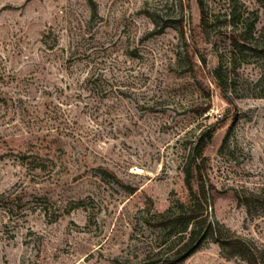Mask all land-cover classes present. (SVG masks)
<instances>
[{
	"label": "rangeland",
	"instance_id": "rangeland-1",
	"mask_svg": "<svg viewBox=\"0 0 264 264\" xmlns=\"http://www.w3.org/2000/svg\"><path fill=\"white\" fill-rule=\"evenodd\" d=\"M200 1L203 29L197 0H0V264H137L215 122L211 220L264 246L234 198L264 190V0ZM179 264L245 263L208 242Z\"/></svg>",
	"mask_w": 264,
	"mask_h": 264
},
{
	"label": "trees",
	"instance_id": "trees-1",
	"mask_svg": "<svg viewBox=\"0 0 264 264\" xmlns=\"http://www.w3.org/2000/svg\"><path fill=\"white\" fill-rule=\"evenodd\" d=\"M197 7L200 12L199 28L203 29L205 20L200 0H197ZM180 39L184 45L188 72L195 79L203 98L209 101V88L196 81L197 65L194 58L197 54L187 45L183 30L180 32ZM200 63L201 67L205 66L204 59L201 58ZM218 74L219 69L209 76L215 87L222 91V86L217 80ZM208 110L209 105L198 106L195 113L201 117ZM220 127L219 122H215L204 128L187 148L181 169L185 196L172 198L167 209L156 214L155 229L160 244L149 249L137 264H179L208 242L217 245L225 259H239L245 264H264V246L243 238L211 220L212 185L206 175L207 158L204 157V152ZM227 138L226 135L222 140L221 148ZM47 162L52 164L50 159H42L38 155L21 156V163L32 171H45ZM234 198L248 216L264 215L263 189L234 191Z\"/></svg>",
	"mask_w": 264,
	"mask_h": 264
}]
</instances>
